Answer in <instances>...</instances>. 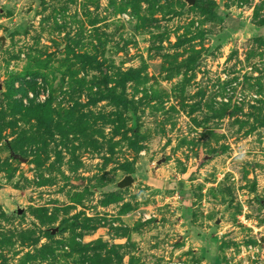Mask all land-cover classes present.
Wrapping results in <instances>:
<instances>
[{
  "label": "rangeland",
  "instance_id": "1",
  "mask_svg": "<svg viewBox=\"0 0 264 264\" xmlns=\"http://www.w3.org/2000/svg\"><path fill=\"white\" fill-rule=\"evenodd\" d=\"M0 35V264H264V0H0Z\"/></svg>",
  "mask_w": 264,
  "mask_h": 264
},
{
  "label": "water",
  "instance_id": "2",
  "mask_svg": "<svg viewBox=\"0 0 264 264\" xmlns=\"http://www.w3.org/2000/svg\"><path fill=\"white\" fill-rule=\"evenodd\" d=\"M186 2L187 5H192L194 3V0H183ZM0 42L1 44L4 42V37L2 35H0ZM132 182V178L130 175H124L118 182L117 185L119 187L128 185Z\"/></svg>",
  "mask_w": 264,
  "mask_h": 264
},
{
  "label": "trees",
  "instance_id": "3",
  "mask_svg": "<svg viewBox=\"0 0 264 264\" xmlns=\"http://www.w3.org/2000/svg\"><path fill=\"white\" fill-rule=\"evenodd\" d=\"M199 6L203 9L211 10L215 5L214 3H200Z\"/></svg>",
  "mask_w": 264,
  "mask_h": 264
}]
</instances>
